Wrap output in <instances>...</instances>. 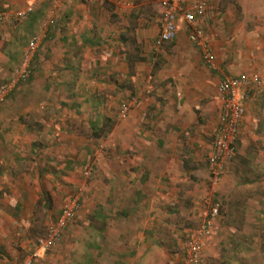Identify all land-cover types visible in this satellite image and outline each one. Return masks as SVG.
<instances>
[{
  "label": "crops",
  "instance_id": "0c3cea01",
  "mask_svg": "<svg viewBox=\"0 0 264 264\" xmlns=\"http://www.w3.org/2000/svg\"><path fill=\"white\" fill-rule=\"evenodd\" d=\"M68 1L70 11L55 17L53 29L48 27L49 39H43L36 51L35 70L26 86L41 89L43 85L47 90L44 80L35 75L56 68L68 72L76 101L98 102L105 111L114 99L118 113L121 106L129 105L126 117L116 124V170L114 161L106 158L100 165L105 169L100 171L99 189H92L76 211L85 233L82 238L75 232L72 239L84 247V255L71 264H168L171 260L164 247L179 215L193 209L202 154L206 169L220 73L203 65L179 18L175 39L156 47L159 18H137L130 25L124 19L105 26L94 19L97 15L84 0ZM211 1H205V14L196 22L208 38ZM27 2L0 0V10L13 12ZM11 32L0 28V79L11 61L5 49ZM30 32L31 38L35 27ZM65 56L70 57L68 66L62 63ZM11 94L0 104V132L4 133L22 127L16 123L21 113L14 116L7 108L15 103L23 106L25 97ZM262 132L259 145L240 142L236 157L241 164L234 169L236 175H245L247 191L242 205L220 211L199 264H264V127ZM243 164L251 171L240 172ZM195 213L198 216V210Z\"/></svg>",
  "mask_w": 264,
  "mask_h": 264
},
{
  "label": "rangeland",
  "instance_id": "374dc122",
  "mask_svg": "<svg viewBox=\"0 0 264 264\" xmlns=\"http://www.w3.org/2000/svg\"><path fill=\"white\" fill-rule=\"evenodd\" d=\"M158 1L84 0L97 15L94 19L105 26L124 19L125 25L132 24L137 18L158 19ZM211 3L213 23L210 29H206L211 37H204L225 68L218 65L219 71L229 75L256 74L261 87L246 100V115H243L236 136L233 159L225 166L220 182L214 187L209 183L204 155H201L193 209L189 208L188 215H179L178 226L173 229L168 246L164 247L172 264H179L186 233L199 222L195 209L199 212L205 197L217 203L220 211L230 205H242L247 188L245 175L235 173V166L241 164L236 152L240 142L259 145L263 136L264 0H212ZM68 11V0H43L34 4L25 20L4 26L12 30L5 48L11 61L4 67L6 76L0 79V87L11 81L25 44L32 37L48 31V27L52 30L55 17ZM34 27L35 33L30 38L33 33L30 29ZM69 58L63 57L62 63L68 66ZM34 70L33 64L31 75ZM44 72L41 70L35 76L44 80L47 90H43V85L38 89L26 86V82L15 84L9 94L25 97L24 104H9L7 110L14 111V116L21 113L16 123L22 127L15 126L10 133L0 132V264H19L35 252L36 238L46 235L70 195L80 190L83 200L89 199V192L99 189L100 171L105 169L100 165L106 158L114 161L113 170H116L117 101L111 100L105 111L98 102L76 101L71 93L75 88L70 86L68 72L56 68ZM69 112L76 114L75 117L68 115ZM11 137L16 142H12ZM88 166L92 168V175L85 179L82 171ZM242 169L251 171L245 164L241 165L240 172ZM82 201L78 210L84 203ZM80 220L75 213L57 244L49 250L38 251L37 255H42L33 264H71L80 259L84 247L75 245L72 239L75 232L81 233L79 237L84 236L85 230L80 225L83 220Z\"/></svg>",
  "mask_w": 264,
  "mask_h": 264
},
{
  "label": "built area",
  "instance_id": "2783aa9c",
  "mask_svg": "<svg viewBox=\"0 0 264 264\" xmlns=\"http://www.w3.org/2000/svg\"><path fill=\"white\" fill-rule=\"evenodd\" d=\"M42 1L28 0L25 6L13 12L0 10V28L14 21L25 20L33 11L34 4ZM205 1L161 0L162 10L158 21V35L154 45L158 47L163 42H171L175 39L178 32L177 20L179 18L187 29L188 41L196 45L203 65L208 70L220 73V79L216 87L219 104L215 122L211 129L210 149L205 161L209 183L214 187L220 182L225 166L233 159L236 136L244 115V104L249 95L261 87V81L256 74L229 75L219 71L215 57L202 31L196 25L198 19H201L205 14ZM43 39H49L47 31L32 37L28 41L20 63L13 72L11 81L0 87V104L14 89L15 84L24 83L30 77L36 51ZM128 106L120 107L119 118L126 117ZM91 175V166L82 171V176L85 179H89ZM82 200L80 190L68 197L53 225L48 228L46 235L36 238L35 252L26 256L19 264H33L38 257V251L49 250L57 244L62 231L71 223ZM219 215V205L212 201L210 197H205L198 212V224L186 233L179 264L200 263L203 244L215 231V223Z\"/></svg>",
  "mask_w": 264,
  "mask_h": 264
},
{
  "label": "trees",
  "instance_id": "16d2710c",
  "mask_svg": "<svg viewBox=\"0 0 264 264\" xmlns=\"http://www.w3.org/2000/svg\"><path fill=\"white\" fill-rule=\"evenodd\" d=\"M29 79V78H28Z\"/></svg>",
  "mask_w": 264,
  "mask_h": 264
}]
</instances>
